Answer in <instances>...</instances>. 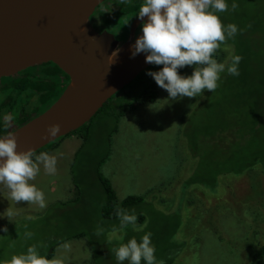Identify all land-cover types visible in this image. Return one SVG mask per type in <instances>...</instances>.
<instances>
[{
    "label": "rangeland",
    "instance_id": "rangeland-1",
    "mask_svg": "<svg viewBox=\"0 0 264 264\" xmlns=\"http://www.w3.org/2000/svg\"><path fill=\"white\" fill-rule=\"evenodd\" d=\"M237 2L239 7L231 11L232 0H228L229 11L219 15L223 24L234 23L241 31L221 44L214 58L230 62L232 55H241L238 77L225 72L214 93L204 90L198 97H184L165 105L169 94L158 85L154 100H144L137 94L155 81L146 73L163 67L153 64L114 96L93 121L58 140V146L49 153L57 156L54 175L39 165L40 172L30 183L45 192L44 208L27 201L16 202L7 187L0 185V229H8L0 231V264H7L12 255L26 252L33 244L42 243L45 247L39 251L47 255L54 241L58 243L77 231L70 227L69 219L77 224H84L86 218L93 220V208L83 206L85 201L97 203L105 197L102 178L111 182L121 200L153 189L142 206L132 205L129 209L138 217L135 230L131 226L120 229L118 218L103 216L107 220L103 225L111 229L104 230L100 239L90 226L83 227L85 235L56 245L50 261L117 264L111 249L151 232L160 258L166 260V251L172 249L174 256L166 260L167 264H264V257L258 262L256 256L264 247V160L241 173L230 170L243 164L244 159L254 160V155L250 157V126L238 127L253 123L254 99H259V91L264 96V0ZM106 4H102L100 27L124 38L120 30L125 28L128 33L134 20L129 22L116 15L110 21L108 16L120 12L130 0L111 4L109 14ZM193 70L194 66H187L180 74L191 75ZM9 81L0 79V84ZM2 91L0 85V127H6L2 117L16 116L17 108L8 106L7 94L14 90L7 87L5 93ZM55 96L45 97L43 106L29 116L24 114L18 122L47 110ZM38 97H30V104ZM157 100H162L157 104L164 108L150 110L148 106ZM115 104L117 117L109 115ZM262 104L255 139L264 143L263 100ZM123 111L127 112L118 118ZM90 132L91 138L85 141L83 135ZM101 160L99 180L97 165ZM192 177L195 179L190 180ZM26 232L33 233L31 239L25 237Z\"/></svg>",
    "mask_w": 264,
    "mask_h": 264
},
{
    "label": "clouds",
    "instance_id": "clouds-1",
    "mask_svg": "<svg viewBox=\"0 0 264 264\" xmlns=\"http://www.w3.org/2000/svg\"><path fill=\"white\" fill-rule=\"evenodd\" d=\"M238 7L237 0H232L231 11ZM226 11H229L228 0H143L137 18L144 21L147 16L148 19L142 23V35L133 45L132 56L145 53L147 63L163 65L159 71H148L146 74L168 92V98L164 99L168 103L165 105L184 97H198L204 90L214 93L219 87L221 74L225 72L231 76L240 75L241 55H232L230 62H219L214 58L221 44L234 39L241 31L234 23H222L219 14ZM186 66H194L191 75L180 74V69ZM158 101L162 100L150 104L149 109H163L165 105L160 107ZM114 106L109 115L115 116L113 111H118L117 104ZM4 120L7 123L11 117L6 116ZM60 130L59 124L50 125L48 135L55 137ZM50 152L38 155L34 149L18 152L14 135L0 136V185L7 187L11 199L36 203L41 208L46 206L45 192L30 181L40 172V164L49 175L56 173L57 156ZM115 215L120 221V229L131 226L135 230L138 217L134 210L130 213L127 209H117ZM0 231L7 232L8 229L5 226ZM103 233L104 229L98 226L95 234L100 236ZM152 235L146 232L139 241L132 237L118 248L111 249L117 264H124L125 261L128 264H166L155 255ZM32 236L31 232L25 233L27 239ZM41 247L45 246L42 243L30 245L26 252L12 255L7 264H57L50 261L46 254H41Z\"/></svg>",
    "mask_w": 264,
    "mask_h": 264
},
{
    "label": "water",
    "instance_id": "water-1",
    "mask_svg": "<svg viewBox=\"0 0 264 264\" xmlns=\"http://www.w3.org/2000/svg\"><path fill=\"white\" fill-rule=\"evenodd\" d=\"M106 0H0V79L54 62L70 76L59 98L39 115L7 135L17 151L35 152L89 122L109 99L150 67L146 54L132 56L133 45L147 21L136 18L122 44L99 32L91 16ZM115 53V55H113ZM60 132L48 135L50 125Z\"/></svg>",
    "mask_w": 264,
    "mask_h": 264
},
{
    "label": "trees",
    "instance_id": "trees-1",
    "mask_svg": "<svg viewBox=\"0 0 264 264\" xmlns=\"http://www.w3.org/2000/svg\"><path fill=\"white\" fill-rule=\"evenodd\" d=\"M142 4H143V0H134L132 3L128 4L127 6H125L122 9V12L119 13V16L123 17V15H124L123 13L128 14V15H135V13L138 12L139 7ZM220 50H221V46L216 51L214 56H216ZM36 69H39V76H40L41 80H40L39 76L36 73H32ZM183 69H180V70H183ZM146 70H144L143 72H145ZM142 73L140 75H142ZM23 74H26L25 76H27V78H25ZM61 74H67V73L65 71H63L54 62H50V63L43 64L42 66H38V67H34V68L30 67V68L20 72V74L17 75V77H12V76L3 77V78H1L2 81L4 79H10V81L8 83H3V84H0V85L3 87V91H2L3 93H5L7 91V87H10L11 90H14L10 94H7L8 98H9V103H10V105L12 107L16 106V105H24L25 111L28 112L26 108L29 105H31L30 104V97H32L35 94H38L39 97H38V99L35 100V106L34 107L31 106V110L32 109L35 110L38 107L43 106L44 103H43L42 100H44L45 97H47V96L49 97L53 93L56 94V96L54 97V102L59 98V96L64 91V89H59L60 84H61ZM140 75H138L137 77H139ZM53 79H55V84H53L52 86L54 88H57V89H49V87H47L43 83L46 80H53ZM38 84H40V89H35L38 86ZM156 87H157L156 82L152 81V82L146 84L145 88H143L137 94L142 95L144 97V100H150V101L154 100L156 98V96H157ZM15 91H17V92H15ZM253 91H254V89H253ZM151 94H152V96H151ZM116 95L117 94H115L114 96H116ZM114 96L112 98H114ZM262 100L264 101V96L261 97V92L259 91V99H257V98L254 99L255 108L253 110V113H254L253 123H249L248 125H241V126L238 127L239 129H241V128H245L246 126H248V127L250 126L249 131L253 134V136H252L253 139H251L249 141V144H250V157L252 155H254V160L250 158L249 162H247L244 159L243 164H237V165H235L233 167V169H230L234 173H241L246 168L252 169L254 167L253 165H255L258 162H261V160H264V148H262L264 143L263 142H258L255 139V137H256L255 134L257 132L258 124L259 123L261 124V121H260L261 113H260L259 109L261 108V110H262V105H263L262 104ZM54 102H52V103H54ZM108 103H106L104 105V107ZM114 107L115 106L113 105L112 109ZM47 108H49V106ZM103 108H101L99 110V112L91 119V121H93V119L102 111ZM113 112H114V114L116 112L115 116L117 117L118 111H113ZM126 112L127 111H123L118 118H120ZM28 116H29V114H28ZM31 118H33V117H31ZM31 118H26V120H24V121L27 122ZM87 124L88 123L84 124L82 127H80L79 129L73 131L71 134H74L75 132H78L80 129L85 127ZM83 137H84L85 141L88 138L90 139L91 138V132L89 133V135H88V133L84 134ZM57 143H58V141L52 142V143L44 146L43 148H41L38 151H36V154L38 155L41 152H50L51 150H53L55 148V146H57ZM102 162L103 161L101 160L98 163V165H97V174H98L99 180L102 178V174L99 171V168H100ZM263 167H264V165H263ZM194 179H195V177H192L190 180H194ZM77 180L78 179L75 178V181H77ZM76 184H77V187H79L78 182H76ZM102 186H103V188L105 190V197L103 196L101 201H99L97 203H93V201H85L84 202L85 203L84 206H83L84 209L90 208V207L93 208V211H94L93 220H91L90 218H86L84 224H77L74 220L69 219V222H71L70 227H73V229H77V231L74 232L75 233L74 235H70V236H67V237L59 239L58 243H55V241H54V244L51 245V247L49 248V251L47 252V255H46L49 260L51 258V252H52V250L55 249L54 247L56 245H59L62 242L63 243L66 242L67 240L71 239V237L72 238H74V237H83L85 235V231L82 230L83 227L90 226L92 228L93 235L95 237H99V239H100V236H97L95 234L96 230H97V228H96L97 225H99V227H102L104 230H108L109 231L111 229L110 227L103 225L104 221H107V220H105L103 218V216L107 217V218H117V216L115 215L117 209H127V210H129L130 208H132V205H137V206L140 207V206H142L145 203L146 196L149 194V192L153 191V189H151V190H149V192H147L144 195H129V196H127V197H125L124 199L121 200L119 198L118 194L113 189L112 184H111V182L108 179L102 178ZM175 202L179 204V201H178L177 198H175ZM80 216H83L82 213H80ZM143 218L144 217L142 216L141 219H143ZM93 244H96V243L94 242ZM95 246L98 247V245H95ZM97 249L99 250L100 248H97ZM166 252L168 253V257H167L166 260L167 261L172 260L173 259L172 255L174 256V254L172 253V249L167 250ZM155 255H156L157 259H162V258H160L158 253L155 252ZM256 256L258 258V262H261L262 258L264 257V247H262V249L258 252V254ZM166 260H164V261L166 262ZM142 264H143V262H142ZM166 264H167V262H166Z\"/></svg>",
    "mask_w": 264,
    "mask_h": 264
},
{
    "label": "flooded vegetation",
    "instance_id": "flooded-vegetation-1",
    "mask_svg": "<svg viewBox=\"0 0 264 264\" xmlns=\"http://www.w3.org/2000/svg\"><path fill=\"white\" fill-rule=\"evenodd\" d=\"M120 1L121 0H111V1H104V2H106L107 4L105 5V9H106V11L108 12V14L109 13H111V11H110V8L108 7V6H110L111 4H119L120 3ZM134 0H130V3H132ZM103 2V3H104ZM102 3V4H103ZM102 4L99 6V7H97V9H96V11L93 13V15L91 16V21H92V23H93V25L95 26V28H97V30L99 31V32H104V31H109L108 30V28L107 27H104V28H101L100 27V12L102 11ZM124 6V5H123ZM124 8V7H123ZM122 8V9H123ZM122 9H121V11L120 12H122ZM120 12H118V13H116V14H114V15H112V16H108V18H109V20L110 21H114V18H115V16L116 15H119V13ZM138 13V12H137ZM124 15H123V17L122 18H124V19H126V20H128L129 22H131V21H135V19L137 18V15L136 16H132L130 19H127L128 18V14H125V13H123ZM134 21H133V23H134ZM133 23H132V26H133ZM132 26H131V29H132ZM141 26L142 25H140L138 28H137V30H136V33L138 34L139 32H140V30H141ZM131 29H130V31L128 32V33H126V30H125V28L124 29H121L120 30V32H119V34H120V36L121 37H124V38H121V39H119L118 37H116L119 41H120V43L122 44L123 42H125L127 39H128V37H129V35H130V33H131ZM103 30V31H102ZM109 32H111V31H109ZM111 33H113V32H111ZM114 34V33H113ZM115 35V34H114ZM128 35V36H127ZM116 36V35H115ZM125 38H127L126 40H125ZM47 63H50V62H47ZM43 64H46V63H43ZM43 64H41V65H36V66H34V67H38V66H42ZM26 70V69H25ZM24 71V70H23ZM22 72V71H21ZM32 73H36L38 76H39V69H36V70H34ZM20 74V72L17 74V75H19ZM17 75H15V76H12V77H16ZM26 75V74H25ZM24 75V77L25 78H27V76H25ZM39 78H40V76H39ZM40 80H41V78H40ZM47 87H49V89H57V88H54L52 85L53 84H55V79H53V80H46L45 82H43ZM70 83V76L68 75V74H61V84H60V87H59V89H65L66 88V86L68 85ZM35 89H40V84H38V86L35 88ZM25 96V95H24ZM34 104V106H35V103L33 102L32 103V105ZM4 105H6V103H4ZM8 105V104H7ZM31 105V106H32ZM8 106H11V105H8ZM33 106V107H34ZM12 107V106H11ZM13 107H16L17 108V114H16V116L18 117L17 119H16V116H13V115H11L10 117H11V120L10 121H8L7 123L4 121V122H2V124L4 123L5 125L4 126H6V124H7V126L6 127H0V136H3L4 134H7L8 132H10V130H11V128L14 130V129H16V128H18L19 126H21V125H23L24 123H26L25 121L24 122H18V120L20 119V118H23L24 117V114L26 115V116H28V114H30V113H33L34 112V110L32 109H30L28 112H26L25 111V107H24V105H16V106H13ZM4 117H6V116H3L2 117V120H4Z\"/></svg>",
    "mask_w": 264,
    "mask_h": 264
},
{
    "label": "bare ground",
    "instance_id": "bare-ground-1",
    "mask_svg": "<svg viewBox=\"0 0 264 264\" xmlns=\"http://www.w3.org/2000/svg\"><path fill=\"white\" fill-rule=\"evenodd\" d=\"M110 99H111V98H110ZM110 99H109V100H110Z\"/></svg>",
    "mask_w": 264,
    "mask_h": 264
}]
</instances>
